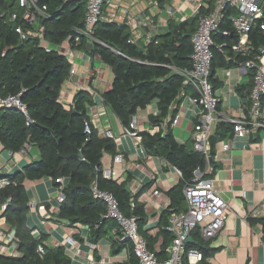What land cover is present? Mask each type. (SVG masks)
Here are the masks:
<instances>
[{"label":"trees","instance_id":"1","mask_svg":"<svg viewBox=\"0 0 264 264\" xmlns=\"http://www.w3.org/2000/svg\"><path fill=\"white\" fill-rule=\"evenodd\" d=\"M155 1L160 9H165L172 0ZM212 3L213 0L208 1L209 10ZM37 4L47 14L46 18L39 20L44 28L45 41L53 46L72 42L74 28H81L84 24L85 0H39ZM206 11L208 8L204 10L201 7L199 13ZM11 12L21 13L18 0H0V95L21 92L20 98L26 104L33 122L25 125L24 118L15 109L0 108V143L11 152L21 150L25 143L36 146L40 158L25 165L22 171L0 175L8 176L14 183L0 190V201L10 198L2 218L14 229L19 252L18 256L0 254V264H72L63 246L49 248L41 238L32 234L27 224L29 205L23 184L25 180L48 177L58 185L55 180L62 177L65 199L60 204L58 217L71 224L88 226L93 241L104 233L103 223L109 220L103 217L104 204L91 196V188L97 184L100 189L114 194L125 216H135L139 232L146 238L141 231L145 212L137 196H132L122 184L102 176L101 158L105 152L115 153L114 140L107 136L100 137L92 125L90 133L84 131V122H89L87 106L94 103L90 93L80 89L70 106L59 101L60 91L67 80L69 63L59 47L46 50L35 37L22 39L15 32V26L20 24L29 30L34 29V26L19 19L15 23L10 22ZM231 13L228 10L225 17ZM197 19V14L181 22L168 19L167 30L152 37L145 47L129 42L131 33L125 23L101 21L94 26L93 36L104 45L93 43L87 49V43L81 40L75 46L97 54L111 68L112 85L101 94V98L123 126H128L136 111L152 101H156L158 107V114L149 117L152 125H160L167 118L171 120L174 117L176 107L170 111L171 104L177 103L180 91L188 85L183 84V78L167 65L190 67V40ZM260 22H264V17L250 32L252 49L247 56L236 55L238 61H244L258 54L260 47L264 48V31L259 27ZM221 28L231 32L228 36H213L215 41L218 37L217 41L223 44L224 53L235 42L236 36L227 19L221 23ZM213 54L214 59L217 54L215 48ZM170 128L168 121L164 130L160 129L153 134L148 131L138 133L146 151L160 156L181 170L182 190L185 182L192 180L194 170H203L206 164L212 166V151L216 142L228 133L232 134V125L227 122L216 125L209 138L211 158L208 161L188 145L177 142ZM211 175L212 171L205 173L203 178ZM131 202L134 203L133 207ZM250 222L260 223L264 239V217L250 218ZM191 237L192 241L187 243L186 248L198 249L202 253L200 264H209L207 258L214 249L206 246L198 229L191 232ZM39 244L45 248L42 255L37 253ZM118 245L126 244L118 241ZM114 264H137V261L130 250L127 262ZM182 264H188L185 258Z\"/></svg>","mask_w":264,"mask_h":264},{"label":"crops","instance_id":"2","mask_svg":"<svg viewBox=\"0 0 264 264\" xmlns=\"http://www.w3.org/2000/svg\"><path fill=\"white\" fill-rule=\"evenodd\" d=\"M112 6L128 9L133 20L146 18L147 27L144 30L137 29V32H146L150 38L167 30L168 10L174 11L171 19L175 22L196 15L193 12L195 6L186 0H172L165 9H153L148 0H110L105 9L108 11ZM217 39L219 38L216 37V41L214 39L216 46L220 44ZM135 43L139 47L148 44L143 36ZM66 45L67 42L63 46ZM215 51L217 54L211 63L210 82L214 94L219 98L218 109L231 118H238L243 112L244 98L252 86V73L235 62L238 60L230 48L222 53L215 47ZM74 55L77 73L71 77L72 84L63 85L59 100L65 106H70L74 95L80 89L90 93L94 101L87 106L91 125L100 137H105L106 133L110 132V138L115 142V153L103 154L101 170L109 169L115 172L110 179L122 184L132 196H137V201L145 212L141 231L156 256L158 254L160 258H166V249L171 243L170 233L164 228L168 208L184 210L186 206L181 190V177L173 172L160 156L146 151L143 145L137 144L133 138L122 135L121 121L101 98V94L111 88V68L97 54L83 49L75 48ZM185 91L187 94L193 92L190 86H187ZM175 106L179 119L177 124L171 126V133L177 142L192 148L193 124L198 107L181 98ZM174 107L171 106L170 111ZM157 114L156 101L138 109L133 116L137 131H148L150 134L157 132L159 125H152L149 120L151 115ZM214 131L215 129L211 135ZM225 144L228 149L223 148ZM118 155L122 158L115 161L114 158ZM39 158L40 152L36 146L30 145L25 152L19 150L10 154L0 143V175L22 171L25 165ZM212 166L209 179L213 180L215 190L227 202L228 208L219 233L205 240L206 246L214 249L207 261L209 264H264L261 225L258 222H250V218L264 217V129L254 131L249 138H234L230 133L220 138L212 151ZM23 184L29 205L27 224L32 234L41 238L44 245L49 248L63 246L72 264H114L128 261V244L118 245L113 234V220L109 219L103 223L104 233L93 241L88 226L71 224L68 220L58 217L60 204L56 199L57 185L51 178L25 180ZM154 190H158L159 194L155 195ZM0 226L5 230L11 228L2 217ZM18 255L19 252L16 253V256Z\"/></svg>","mask_w":264,"mask_h":264},{"label":"built area","instance_id":"3","mask_svg":"<svg viewBox=\"0 0 264 264\" xmlns=\"http://www.w3.org/2000/svg\"><path fill=\"white\" fill-rule=\"evenodd\" d=\"M39 0H18L21 13L11 12L9 21L15 23L19 19L23 23L34 26V29L23 28L20 24L16 25L14 30L22 39L32 36L38 39L40 44L46 50L51 48H60L69 63V72L66 83L72 84L71 77L77 73L75 67V46L84 40L88 43H98L104 45L93 36V28L98 22H117L125 23L130 28L129 42L135 43L137 39L146 38L149 43L152 38L148 33L139 34L137 29L147 27V20H133L128 9H119L112 6L110 10L105 7L109 5L110 0H85V15L83 27L74 28L73 41L66 46H53L45 41L44 28L39 23L41 18H46L47 14L38 6ZM153 9L159 6L155 0H148ZM194 5L193 12L198 15L195 31L191 35V53L190 67H176L167 65L175 73L183 78V84L192 89V94H187L184 89L179 93V98L187 103L197 106L195 112V121L192 132V149L202 154L206 161L211 158L209 137L219 122H227L232 125V135L234 138H249V136L258 129H264V48H259V53L252 55L244 61H239L240 66L246 67L252 73V86L247 92L243 101V112L238 118H231L218 109L219 98L214 94L213 87L209 81L211 72V63L213 60V48L218 47L222 52L223 44L215 45L213 36L216 34L228 36L231 32L226 28H221V23L227 19L232 32L236 36L235 42L230 45V51L235 55L247 56L252 49L250 32L257 23L264 17V0H213L209 10V4L205 0H186ZM199 7L208 11L199 13ZM231 10L232 13L225 17V13ZM174 11H167V19L173 18ZM259 27L264 31V22L259 23ZM115 51V50H114ZM232 60L233 57H227ZM20 93L0 95V108L15 109L25 121V125L33 122L26 104L21 100ZM61 102V100H59ZM176 103L171 104L172 107ZM176 107V106H175ZM174 107V108H175ZM179 116L175 113L171 120L168 118L159 125L158 130H164L169 121L170 127L177 124ZM91 122H84V131L90 133ZM138 127L133 117L128 126H122V135L129 136L137 144L141 143V137L138 133ZM111 137V133H106ZM29 144L25 143L22 152L29 149ZM228 149V145H223ZM10 154L13 152L9 151ZM121 156H115V161H120ZM166 162V161H165ZM166 164L182 178L181 170L168 162ZM212 168L206 164L203 170L197 168L193 172V178L185 182L182 188L183 199L185 202L184 210H175L168 208L167 223L165 230L172 235V241L167 247L168 257L159 258L149 248L146 238L139 232L135 216H125L119 207V203L114 194L109 190L100 189L97 184L91 188L93 199L101 201L105 206L104 218L111 219L116 224L113 230L117 241L128 244L137 264H182L185 258L188 264H200L202 253L193 248H186L187 240L194 229H198L200 237L203 240H209L215 237L224 225L226 219L227 202L217 193L214 188L213 180L203 178L205 173L211 172ZM102 176L110 179L115 172L107 169L101 170ZM57 185V202L61 204L65 199L63 192V178L58 177L55 180ZM14 184L8 176L0 177V190ZM155 195L159 194L154 190ZM10 202V198L0 201V218ZM134 203L131 202V207ZM127 239L125 243L123 240ZM17 243L15 241L14 229L5 230L0 226V254L5 256H16ZM37 253H45L43 245L37 246ZM92 262V260H91Z\"/></svg>","mask_w":264,"mask_h":264},{"label":"water","instance_id":"4","mask_svg":"<svg viewBox=\"0 0 264 264\" xmlns=\"http://www.w3.org/2000/svg\"><path fill=\"white\" fill-rule=\"evenodd\" d=\"M91 43H87L86 44V46H87V49H90L91 48ZM125 243L127 242V239H125V240H123ZM189 241H192V238H191V236L188 238V240H187V242H189Z\"/></svg>","mask_w":264,"mask_h":264},{"label":"rangeland","instance_id":"5","mask_svg":"<svg viewBox=\"0 0 264 264\" xmlns=\"http://www.w3.org/2000/svg\"><path fill=\"white\" fill-rule=\"evenodd\" d=\"M126 248V247H125Z\"/></svg>","mask_w":264,"mask_h":264}]
</instances>
